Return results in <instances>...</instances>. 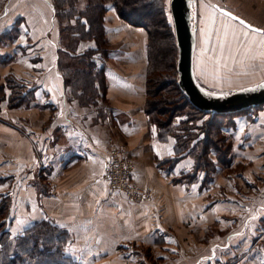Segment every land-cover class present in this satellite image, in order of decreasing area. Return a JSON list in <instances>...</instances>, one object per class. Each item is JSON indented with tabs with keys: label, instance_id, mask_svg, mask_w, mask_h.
Listing matches in <instances>:
<instances>
[{
	"label": "crops",
	"instance_id": "1",
	"mask_svg": "<svg viewBox=\"0 0 264 264\" xmlns=\"http://www.w3.org/2000/svg\"><path fill=\"white\" fill-rule=\"evenodd\" d=\"M2 3L0 203L11 195L12 235L53 219L70 232L77 264H264V104L223 130L230 163L195 175L194 157L149 123L144 27L109 7L105 81L72 83L94 89L85 91L64 82L53 0ZM10 74L26 89L17 106ZM112 137L135 160L141 201L105 179Z\"/></svg>",
	"mask_w": 264,
	"mask_h": 264
},
{
	"label": "trees",
	"instance_id": "2",
	"mask_svg": "<svg viewBox=\"0 0 264 264\" xmlns=\"http://www.w3.org/2000/svg\"><path fill=\"white\" fill-rule=\"evenodd\" d=\"M53 4L62 44L58 62L66 85L89 91L94 89L82 86L105 81L103 62L110 45L104 21L112 6L122 18L148 31L146 112L158 136H173L176 154L194 157L195 175L204 170L207 177L218 163H230L232 143L223 130L234 125L235 116L247 110L212 114L189 101L177 82L178 49L164 0H53ZM82 41L92 43L78 51ZM63 47L70 54L67 60ZM78 81L83 82L82 86L72 84ZM7 82L11 89L10 105L17 106L27 96L26 89L12 74ZM212 153L217 158H212ZM11 208V195H4L0 203V264H77L66 251L71 240L67 229L47 219L12 235L6 229Z\"/></svg>",
	"mask_w": 264,
	"mask_h": 264
},
{
	"label": "rangeland",
	"instance_id": "3",
	"mask_svg": "<svg viewBox=\"0 0 264 264\" xmlns=\"http://www.w3.org/2000/svg\"><path fill=\"white\" fill-rule=\"evenodd\" d=\"M164 1L168 5L172 24L170 0ZM3 3L1 0L0 10ZM220 7L241 16L257 26L260 31H255L233 19L222 12ZM196 15L195 69L206 87L212 90H225L243 87L264 79V0H196ZM56 30L59 31V27ZM68 37L71 38L69 35ZM106 38L111 47L107 34ZM90 42L88 44L92 43ZM252 108L256 110L255 107ZM252 108L245 110L249 111ZM211 157L217 158L214 153ZM135 182L142 189L136 180Z\"/></svg>",
	"mask_w": 264,
	"mask_h": 264
},
{
	"label": "water",
	"instance_id": "4",
	"mask_svg": "<svg viewBox=\"0 0 264 264\" xmlns=\"http://www.w3.org/2000/svg\"><path fill=\"white\" fill-rule=\"evenodd\" d=\"M172 26L178 49V85L189 101L197 108L212 114L234 113L264 104V79L243 87L212 90L204 85L195 69L197 45L196 0H170ZM238 21L254 30L260 29L246 19L220 7Z\"/></svg>",
	"mask_w": 264,
	"mask_h": 264
},
{
	"label": "built area",
	"instance_id": "5",
	"mask_svg": "<svg viewBox=\"0 0 264 264\" xmlns=\"http://www.w3.org/2000/svg\"><path fill=\"white\" fill-rule=\"evenodd\" d=\"M127 145L115 138L107 141L108 165L105 179L110 187L122 192L131 201L145 198L144 191L134 179V159L129 155Z\"/></svg>",
	"mask_w": 264,
	"mask_h": 264
},
{
	"label": "snow or ice",
	"instance_id": "6",
	"mask_svg": "<svg viewBox=\"0 0 264 264\" xmlns=\"http://www.w3.org/2000/svg\"><path fill=\"white\" fill-rule=\"evenodd\" d=\"M227 15L231 16V14H230V13H227ZM233 19H235V17H233ZM241 23L243 24L244 22H243V21H241ZM249 27H250V26H249ZM255 31H259V30H255ZM205 43H207V41H205ZM217 63H219V62L217 61ZM153 131H155V129H153ZM66 251H68V252H72V251H73V249H71V248H68V249H66Z\"/></svg>",
	"mask_w": 264,
	"mask_h": 264
}]
</instances>
